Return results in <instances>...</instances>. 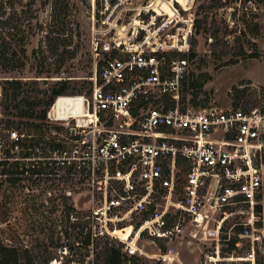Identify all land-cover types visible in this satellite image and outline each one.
<instances>
[{
  "label": "built area",
  "instance_id": "2783aa9c",
  "mask_svg": "<svg viewBox=\"0 0 264 264\" xmlns=\"http://www.w3.org/2000/svg\"><path fill=\"white\" fill-rule=\"evenodd\" d=\"M194 5L195 0H91V86L55 96L38 127H0V184L25 185L27 192L36 191L29 185H66L71 194L76 183L94 187L100 181L106 216L112 178L125 180L130 192L133 176L148 177L150 192L142 193L139 206L159 185L171 196L178 175L186 173L188 203L172 205L191 217L167 220V210L157 216L152 207L157 218L143 219L150 226L141 231L182 245H192L179 239L184 222L206 240L213 211L245 201L254 215L264 193V109L185 102ZM70 218L78 216L72 212ZM74 254L61 244L46 262L77 264ZM217 255L207 256L209 264H218Z\"/></svg>",
  "mask_w": 264,
  "mask_h": 264
},
{
  "label": "rangeland",
  "instance_id": "374dc122",
  "mask_svg": "<svg viewBox=\"0 0 264 264\" xmlns=\"http://www.w3.org/2000/svg\"><path fill=\"white\" fill-rule=\"evenodd\" d=\"M90 1L0 0L1 128L24 129L32 122L40 123L43 119L22 117L20 109L34 102L35 115L48 111L50 105L45 102L51 98L49 90L59 81L67 80L70 91H88L95 64ZM194 11L198 28L193 32L194 56L189 57L185 102L264 109V0H195ZM1 53H7V57L2 58ZM252 54L257 57H249ZM13 79L22 82L17 97L8 83ZM193 81L202 86L192 87ZM18 104L20 108L15 107ZM177 184L171 196L159 185L143 205L137 206L142 193L146 189L150 192L148 177L141 172L133 176L130 192L124 190L125 180L112 178L108 182L105 216L101 213L106 202L100 181L94 187L76 183L71 194H67L66 185H29L36 191L27 192L25 185L1 183L0 241L19 248L22 264H47L61 244L73 249L77 264H102L97 257L104 242L112 239L136 255L137 264H209L207 256H218L217 251L218 264H253L249 260L253 253L258 264L257 251L264 254V193L257 203L261 209L254 208V215L245 201L213 211L206 240H200L199 230L184 222L186 233L179 239H189L192 245L179 244L177 238L158 239L151 236L150 229L141 235L150 226L142 223L144 217L150 222L165 210L167 220L191 217L181 206L172 205L188 203L186 173L178 175ZM201 193L206 194V190ZM68 206L82 218L74 222L67 218ZM152 207L156 217L150 214ZM222 226L223 232L219 230ZM152 227H158L157 223ZM239 227L243 228L241 232ZM88 231L94 244L85 246ZM234 239L236 249L225 250L229 247L227 241ZM162 248L167 249L166 255Z\"/></svg>",
  "mask_w": 264,
  "mask_h": 264
},
{
  "label": "trees",
  "instance_id": "16d2710c",
  "mask_svg": "<svg viewBox=\"0 0 264 264\" xmlns=\"http://www.w3.org/2000/svg\"><path fill=\"white\" fill-rule=\"evenodd\" d=\"M185 1V0H184ZM195 28H198L197 25V19L195 21ZM25 42V41H24ZM192 45H193V39H192ZM193 50V49H192ZM22 52H24V48L22 49ZM7 53H1L2 58H6ZM190 56H194V52L192 51ZM249 57H257V54H252L249 55ZM208 78H210V76H208ZM8 83H10L12 85V88L14 90V95L15 97L19 96L21 94V89H22V82L20 80L17 79H13V80H8ZM192 87L195 86H202L201 84L198 85V81H193L191 83ZM45 94L48 93V91H44ZM77 92H81L80 89H75L73 91L69 90V86H68V81L67 80H62L59 81L57 85H54L53 87H51V89L49 90V94L51 95V98L45 102V104H49L51 105V103L54 100V97L59 95V94H63V93H77ZM42 102V101H41ZM34 105L35 103H29V106L27 109H20V115L22 117L25 118H39V119H45L46 117V110L41 111V113L39 115H35V110H34ZM15 107L20 108V105H15ZM38 127L39 124L38 123H31V127ZM179 166L182 168V162L179 161ZM260 198V197H258ZM247 205H249V202H246ZM256 211H259L261 209V206L259 204H256L255 207ZM76 211L74 207H66V216L67 218H70V214L72 212ZM153 211V209H152ZM81 217V214L78 213V218ZM82 218V217H81ZM80 219V218H79ZM144 220H146V218L144 217ZM226 221V220H225ZM224 221V223H225ZM241 230L239 232H241L243 230L242 227H239ZM220 231L223 232V226L220 228ZM227 238V237H224ZM229 242V247H226L225 250L228 251H233L236 249V240H229L227 241ZM83 244L85 246H90L92 244H94L93 239H92V234L91 231H88V233H86ZM99 245V243H97V246ZM257 263L258 264H264V254L263 255H259V252L257 251ZM97 258H101L102 260V264H137L136 262V255L134 254H130L127 251L124 250V244L122 242H115V240L112 239V241H105L104 242V247H102V250L100 252V254L98 255ZM251 260V259H249ZM48 261V260H46ZM0 264H22L20 263V251L19 248L15 247V246H8L6 244H4L2 241H0Z\"/></svg>",
  "mask_w": 264,
  "mask_h": 264
}]
</instances>
